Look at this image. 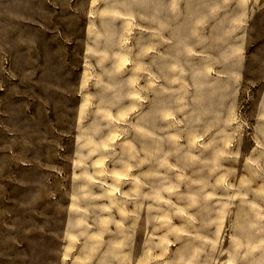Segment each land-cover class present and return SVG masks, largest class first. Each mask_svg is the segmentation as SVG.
<instances>
[{"label": "rangeland", "instance_id": "obj_1", "mask_svg": "<svg viewBox=\"0 0 264 264\" xmlns=\"http://www.w3.org/2000/svg\"><path fill=\"white\" fill-rule=\"evenodd\" d=\"M0 264H264V0H0Z\"/></svg>", "mask_w": 264, "mask_h": 264}]
</instances>
